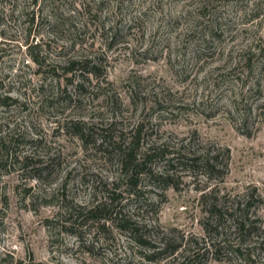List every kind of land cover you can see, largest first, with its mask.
<instances>
[{
    "label": "rangeland",
    "instance_id": "rangeland-1",
    "mask_svg": "<svg viewBox=\"0 0 264 264\" xmlns=\"http://www.w3.org/2000/svg\"><path fill=\"white\" fill-rule=\"evenodd\" d=\"M214 153L210 177L186 162ZM246 202L250 236L230 220ZM97 203L113 223L63 213ZM120 218L179 249L145 259ZM190 254L264 264V0H0V264Z\"/></svg>",
    "mask_w": 264,
    "mask_h": 264
},
{
    "label": "trees",
    "instance_id": "trees-1",
    "mask_svg": "<svg viewBox=\"0 0 264 264\" xmlns=\"http://www.w3.org/2000/svg\"><path fill=\"white\" fill-rule=\"evenodd\" d=\"M75 66H77V62L74 61H70L67 65V67L65 68V72L66 73H72L75 71ZM138 138H139V131H137L134 136L130 139V141L124 146H118V150L120 151V155L122 156V160H121V171L124 172H131L128 176V181L130 183L131 187L136 186V182H137V171L139 170L138 168H142L144 166V164L146 163L147 160L150 159L151 155H146L144 157V161L137 163L136 162V151L138 148ZM207 157V158H206ZM205 159L202 158L199 161L197 160V158H191V159H187L186 158V162L189 164H191V168H195V166L198 165V167H202L204 170V173L210 177L213 176L216 172H219L220 169H217L216 166H218V162H217V158L218 156L214 153L213 156H206ZM200 162V163H199ZM162 177V176H159ZM161 179V178H159ZM162 180H171L169 178V176H164V178ZM241 204H237L233 214H231L230 220H231V224L233 226V228L235 229V232L239 235H243L245 234L246 236H250L251 234H253V232L249 229L251 225V221L248 218V212L246 211V208L249 206V202H246L245 206H243V208L240 207ZM111 204H107V203H97L95 205H92L89 208H82V207H76V208H70L67 207V209H65V211L63 212L64 215L69 214L71 217L74 216L75 219L77 220H84V221H97L98 226H100L98 220H102V219H110V221L113 223L115 221V218H109V217H104L106 216V214L111 213ZM221 209L218 208L215 204L211 205V209H210V214L211 216L215 217V219L217 221H220L221 218V214H220ZM117 214V213H116ZM115 214V215H116ZM119 223L121 225V228L123 230H126V232L129 234L130 238L133 240V242L141 247V248H148L149 249H153L152 251H150V254H146L144 255V258L147 260H152L154 258H156L155 256H160L161 254L164 253H170L171 255H173L175 252H177V250L179 249L180 245L178 244H173L170 243V239L168 240H163L162 241V246L163 248L158 249L157 251H154V249L156 247L154 246H150V241H148V237L144 235V233H142L140 231V229H138V227H136L135 223H130L129 220L126 219H119ZM64 226H66V220L65 222L62 224V228H65ZM101 227H104V225L102 224ZM257 236V235H256ZM260 237L262 236V233L259 234ZM263 242V241H262ZM239 248L237 247L235 249L236 252H239ZM198 257V255L195 254H190V256L184 258V260L182 262H184V264H187V262L190 263H194L195 259ZM249 255L247 254V259H248Z\"/></svg>",
    "mask_w": 264,
    "mask_h": 264
}]
</instances>
